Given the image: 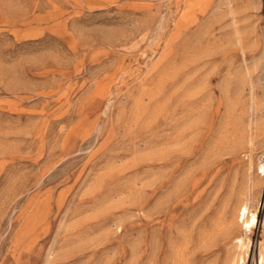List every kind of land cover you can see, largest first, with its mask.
Masks as SVG:
<instances>
[{
	"label": "rangeland",
	"instance_id": "374dc122",
	"mask_svg": "<svg viewBox=\"0 0 264 264\" xmlns=\"http://www.w3.org/2000/svg\"><path fill=\"white\" fill-rule=\"evenodd\" d=\"M180 4L0 0V264H166L243 198L260 264L264 0Z\"/></svg>",
	"mask_w": 264,
	"mask_h": 264
},
{
	"label": "bare ground",
	"instance_id": "6f19581e",
	"mask_svg": "<svg viewBox=\"0 0 264 264\" xmlns=\"http://www.w3.org/2000/svg\"><path fill=\"white\" fill-rule=\"evenodd\" d=\"M205 1L206 0H181L180 7L178 9V14H179L178 27L179 26L185 27L186 25L195 21L196 14L204 6ZM225 3H227V2H225ZM169 151H170V149H169ZM248 186H249V184H248ZM254 186H257V185H254ZM171 190H173V189H171ZM171 192H173V191H171ZM165 194L166 193H164V195ZM174 194L176 195V193H174ZM257 194H259V193H257ZM168 196H169V192H168V195L166 194V197H168ZM166 197H165V199H166ZM254 197H257V195ZM257 198H254V199H257ZM247 201H249V200L243 198V200H241L239 205L236 204L237 207H235V209H234L237 222H239V218H240V222H241L240 225L235 227V224H237V223H234V222L228 223L226 220V217H225V213H222V215L220 216L218 221H215L211 225H210V223H209V225L207 224L209 227L203 226L202 229L199 231V233L197 234L198 242H197V250L196 251H191L190 236H188V235L187 236L185 235L186 237L183 236V242L182 243L171 244L169 247V252L167 255V259H166V264H244V254L246 252L245 249L247 248L248 244L245 240L246 239V233L243 230V228L251 231L252 230L251 228H252V226L256 220L255 211L253 209V206L251 204V207H252L251 208L250 205H248L249 202L247 203ZM159 202H161V201L159 200ZM169 202H170V199H169ZM258 202H259V200H258ZM228 203H229V201H228ZM250 203H252V202H250ZM158 204L160 205V203H158ZM169 204H171V203H169ZM254 204H257V203H254ZM155 207H156V205H155ZM153 208H154V205H153ZM250 208L253 210H251ZM156 209H158V208H156ZM156 209L154 208V210H156ZM204 221H206V220H204ZM209 221L211 222V220H209ZM182 224H183V221H182ZM184 225L186 226L185 222H184ZM200 226L198 228H201ZM185 229H187V228H185ZM180 232H183V231H180ZM177 238L180 239L181 236H179ZM172 241L173 240L171 239V242ZM192 241H193V239H192ZM152 243H149V244H152ZM221 245H222V247L226 248V252L223 255V257L221 256V253H220L221 252ZM155 248L156 247H153V251H155ZM197 251H200L198 253V255H196V257L193 256V254ZM153 255H155V253H153ZM260 256H261L260 264H264V248L262 250H260ZM139 257H141V256L139 255ZM149 258H150V256H149ZM149 258H148V260H149ZM194 260H196L195 261L196 263L194 262ZM149 262H150V260H149Z\"/></svg>",
	"mask_w": 264,
	"mask_h": 264
}]
</instances>
